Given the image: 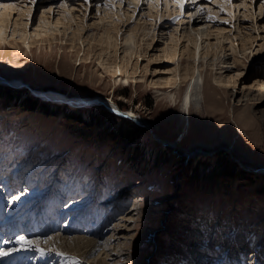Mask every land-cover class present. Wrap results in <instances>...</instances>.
<instances>
[{"label":"rangeland","instance_id":"rangeland-1","mask_svg":"<svg viewBox=\"0 0 264 264\" xmlns=\"http://www.w3.org/2000/svg\"><path fill=\"white\" fill-rule=\"evenodd\" d=\"M79 1L83 2L74 0ZM115 1L91 0L90 4H75L84 10L87 8L86 27L82 22L74 26L76 20L73 19V27L80 29L84 41L79 39L81 36L73 41L71 29L65 31L64 23L57 22V14H62L59 6H55L58 12L53 9L48 18H51L49 33L41 38L33 35L34 25L41 19L42 4H46L40 0L36 1L28 18V29L23 30L27 37H17L22 46L7 40L0 42V143L9 144L10 147L5 148L8 150L13 147V154L19 157L20 163H27L45 175V182L35 187L39 189L33 191L32 200L42 192L47 194L50 183L56 182L51 180L58 173L60 177L63 175L73 195V187L81 188L80 195L64 207H73V212L81 211L85 219H89L86 222L90 229L101 224L93 231L70 230L68 235L94 236L101 243L111 238L112 228L121 218L127 213L134 214L136 218L129 232L132 238L122 243L123 253L118 257V264H208L217 255L224 264L227 255L231 259L236 254L238 257L244 248L248 258L241 257L247 259L248 264L257 260L264 264V95L254 90V86L259 87L254 79L264 78V53L253 61L246 59L249 67L245 74L248 75L239 77L236 85L229 82L224 87L226 83L210 76L208 80L215 87L206 86L205 96L186 112L182 96L189 79L183 80L182 76L188 60L178 56L167 58L163 48L170 28L165 29V37L159 32L161 25L176 24L172 21L175 13L166 24L164 18L160 19L161 13L168 12L166 0H139L135 13L134 6H129L130 26L144 12L142 16L152 29L149 31L156 37L141 36L140 47L147 49L137 55L139 65L130 62L126 67L122 60L123 49L136 47L122 43L120 36L124 28L119 31L118 53L114 46L102 44L91 35L102 32V27L96 23L100 16L97 7H118L123 16L115 13L114 18L119 19L121 25V18L128 17L130 13L125 12L128 5L124 8ZM229 1L200 0L203 12L199 14L207 19L213 17L211 10H221L219 14L229 18L225 7ZM245 2L253 8L258 23L264 24V13L259 14V5L255 2L252 7V0H234L236 15L246 17ZM176 5L179 8V1L173 6ZM192 6L185 4L181 23L194 22L198 14L188 16ZM23 8L27 9L28 4ZM80 12L79 9L74 11L77 21H81ZM27 15L26 12L24 16ZM15 20H21L18 12H12L10 25L13 26ZM230 20L235 23L237 18L231 16ZM250 20L247 18L242 23ZM17 27L24 26L18 24ZM260 30L256 34L264 35ZM12 38L11 32L8 39ZM261 41L263 39L259 38L258 42ZM238 44L235 38V45ZM133 59L135 62V55ZM221 65L218 63L213 68L217 76L225 69ZM176 76L178 83L174 84L171 79ZM13 79L22 80L13 83ZM41 88H54L70 96L113 98L121 109H133L150 123L146 127L119 116L108 110L106 105L115 107L110 104L84 103L82 106L51 100L38 93ZM233 91L235 96H232ZM79 109H83V116ZM67 111L74 114L68 116ZM127 120L138 127L131 126ZM120 126L130 130L128 138L113 133ZM33 173L36 179L37 173ZM82 203L86 209H77ZM132 205L135 210L130 212ZM90 212L95 214L93 218ZM191 239L198 245L197 251L191 252L194 261L184 258L178 248L180 242L193 248ZM207 244L215 247L214 251L199 256ZM31 252H24L23 256L27 259ZM45 253L44 259L56 255L59 264H86L77 254L51 246ZM238 259L230 264H236ZM27 264H35V261L27 259Z\"/></svg>","mask_w":264,"mask_h":264},{"label":"bare ground","instance_id":"bare-ground-1","mask_svg":"<svg viewBox=\"0 0 264 264\" xmlns=\"http://www.w3.org/2000/svg\"><path fill=\"white\" fill-rule=\"evenodd\" d=\"M18 1L17 0H0V4L7 5V7H0V42L1 43L7 40L10 44L13 43L14 45L22 46L20 44L21 43L20 40H18L17 37L20 35V38H23V37H27L28 35L23 30L28 29V25H30L28 18L29 19L31 18L33 8L37 5V3L33 5L31 4L30 0H20L24 2V4H20V2ZM36 1L40 2V0H36ZM44 1L46 2V4H42L43 7L41 8L42 9L41 19H39V22L36 23V25H34V28H33L34 29L33 35L37 36V38L38 37L41 38L44 35L46 36L49 33L51 18L50 19L48 18L51 16L53 9L55 11L58 8L55 6H59L56 4L58 3L59 0H44ZM61 1L65 3L66 6L63 8L61 7L58 8L60 9L59 12H62V14L60 13L61 16L57 14L58 16L57 22L64 23L65 31L69 28L71 29L70 30L72 32L71 36H72V39H74L73 41H75L77 36H81V35H80V29L78 27H73V19L76 20V25L74 26H79L81 22H82V25L84 26V21H85L84 19L87 15L86 14L87 8L86 10H84L81 7L82 6L81 4H85L82 1H79V2H74V0H61ZM69 1H71L70 4L68 3ZM117 1L122 3L124 5V8L126 5H128V7L126 6V8L128 9L125 10L126 13H130V14H127L128 17L121 18V20L123 21V24L121 25V22H119V19L117 21L114 18L116 14L117 16L121 14L118 11V7L117 9H113L109 5H106V6L103 5V6L97 7L98 13H100V16L98 19L99 21L96 20L97 18H95L94 20H96L97 21L96 23H98L102 27V32H99V33L92 32L91 33L92 38L98 39V41L102 44H108V45L114 46L115 47L114 51L118 53L119 51H117L118 50L117 48L119 44L118 43L119 42L118 41L119 31L122 28H124V31H122L121 36H120L122 43L124 42L125 44H130L129 46L133 45L136 47L133 49L131 48L129 49L128 47H125L123 49L122 60L124 62V66L128 67L130 62L132 63V65H139V60H138L139 58L137 55H139L140 51H142L143 49L145 50L147 49V48H144L143 46L140 47L141 44L139 40L141 36H142L141 38H144L146 35L151 34L149 31V29L151 28H148L149 22L147 21L145 17L142 16L144 12H141V15L137 16L135 23H133L132 24L133 26L131 25L132 26L131 27L130 22H129L130 17H131V11H130L131 9H129V6H134L132 11L135 13L136 9L139 6L138 5L139 0H117ZM166 1H167L166 7L168 9V12L165 14L161 13L160 19L164 18L163 23L166 22V24H169L171 22L170 16H172L175 13L172 19L176 21L175 23L177 25L176 24L173 25V23L170 24V27L167 25H161L159 32L161 36H164V34H166L165 29L170 28V32H169L170 34L167 35L166 45L163 48L166 54L165 56H167V58L171 57L172 59H176V57L178 56L179 59L186 58L188 60L186 61L187 63L185 64L186 70L184 71V74L182 76L183 80H185L186 78L189 79L187 82L186 89L183 92L184 94L182 96V106L184 107L186 112L188 111L190 112V107L192 106V104L199 103L200 98L205 96L206 86L213 87V88L215 87V85L211 81L208 80L210 76L211 77L213 76L216 79L218 78L219 80L226 83L224 87L227 86V83L229 82L236 85L239 77L241 78L247 77L248 74H245V72L249 67V63L246 62V59L253 61L262 52L264 53V35H262L261 33L256 34L257 30L261 29L260 31H264V26H263L264 24H261L262 22L258 23L259 20L255 19L257 18L256 14L253 8L249 7L248 2H245L246 9L244 11H247L245 18H240L239 16L236 15L237 14L236 5L234 3V0H230L227 5L225 4V7L229 10V13H230L229 18L226 17L225 15L223 16L220 15L219 12L221 10H218L219 12L217 10L216 11L211 10V12L214 13L213 14L214 19L209 20L208 18L207 19L205 18V15L199 14L203 12V10L201 11V6L203 5V3H201L200 0H190V2L188 3H187L188 0H178L179 8L177 7L178 4L176 6H173L175 5L176 2H178L177 0H174V2H172L171 0H166ZM254 2L259 5V14H263L264 13V0H261V3H260V0H252V3H251L252 7H253ZM77 3L78 5H81V6L77 7L76 6ZM27 4H28V8L27 9L23 8V6ZM181 4L184 5L183 8L181 7ZM185 4H186V7L193 5L188 10V16H193V14H198L196 18L194 19V22L192 21V23L191 21L190 22L188 21L186 23L180 22L181 20L180 16L182 12L184 11V8L186 9ZM153 6L155 7V4ZM49 8H51L52 10L48 11ZM76 9L77 10L79 9L82 12V13L80 12L81 21L79 20L77 21V18L74 13ZM240 10L241 9H239V11ZM12 12H18L19 17L21 19L20 21L15 20L13 22L14 24L13 26H12V23L10 25V16ZM26 12L28 13V15L24 16ZM76 14L78 16V13ZM121 16H123V14H121ZM231 16L232 18H237L235 23H232V20H230ZM201 17H203L204 20ZM247 18L251 19L250 20L251 23L250 22L242 23V22H245ZM217 19H220V20H217ZM93 21L91 23H93ZM225 21H227V23H224ZM18 24L24 27L18 28L17 27ZM84 27L82 28L84 29ZM9 30L12 32V36L14 37V39L12 38L13 40L8 39V35H11V32L8 34ZM53 34L55 35L54 32ZM152 37L155 38L156 34L152 35ZM81 38L82 36L79 37V39ZM235 38L238 40V43H239L238 46L235 45ZM259 38L260 39L262 38L263 41L258 42ZM46 39H50V38H46ZM133 55H135V59H136L135 62L133 59ZM218 63H222L221 67L222 68L225 67V69L221 70L220 74H218L217 76V74L215 75V73L217 72L214 73L213 68ZM178 65L179 66L181 65L180 61L178 62ZM223 72H226V73L223 74ZM253 72L254 71H252V73ZM122 73H123V69H122V66L120 65V74ZM182 77L179 78L180 82H182ZM173 79L174 80L171 79V82L174 81V84H177L178 77L176 76ZM19 80H22V79H19ZM19 80L13 79L12 81L13 83H20ZM254 80H255L254 84H257L259 86L257 87L253 85L254 87H256L254 88V90H258L259 93L264 95V78H261V79L255 78ZM252 83L250 82V84ZM41 89L42 90H39L38 93H40L41 96L46 97L51 100L69 102L72 105H79V104H84V103L89 104L90 102H94L96 104H102V105L110 104V105H114L115 107H112V106L111 107L118 111H120L121 109V107L113 100V98H109L103 95H98L96 98L93 96H80V95L70 96L54 88L53 89L41 88ZM245 94L248 95L247 92ZM235 95H236V92L233 91L232 96H235ZM127 111L131 113V115L137 116V120H139L140 122L145 123V124L150 123L148 119H145L144 117H140L139 115H137V113L133 109H130ZM16 188H17V184H15V189ZM33 195H34V192L31 191L29 194L25 193V195L21 197L20 201H15L14 205L10 208L12 217H14L16 220H20L25 214L31 215L32 214L31 212L33 209L35 210L39 209V207L34 208L28 205V202L32 199ZM46 195H47L46 191L42 192L37 198H33V200H37V203H42L44 199L46 198ZM58 200L60 202V199ZM117 204L119 203L117 202ZM136 208H137V205H136ZM134 210H135V207L132 205V209L130 212ZM58 218L59 216L56 215V219ZM135 218L136 217L134 214L127 213L123 218L119 220L120 222L117 225H115V227L112 228L111 238L107 239L103 243L99 242L94 236L82 237V236H77V235H72V236L68 235L67 232H70L71 226H68L67 228L60 227L58 230L51 232L47 236L44 231H40L36 234V236L32 238L30 237H26V238L39 240L41 242L39 247H42L45 250H47L48 246L49 247L51 246L55 249H61L67 253L70 252L72 253V255L77 254V256H80L81 258H83L84 260L83 262H85L86 264H118L120 262V261L118 262V257L120 254L123 253L121 251V249H123V247H121L122 243H126L129 239L132 238V235H130L129 232L132 226V222H134ZM48 227H50V225H48ZM45 239L48 241L47 244L42 243V241H44ZM192 241L193 239H191V243ZM113 242H117V243L113 244ZM192 246L194 247L192 248L180 242V245L178 248L179 250L182 251L184 258L190 257V259L194 261V257H191V252H193L194 250L197 251L198 245L195 243H192ZM15 247H19V246L16 245ZM214 248L215 247H213L211 244L205 245V248L203 250H200L199 256L209 255L212 251H214L213 250ZM24 252L28 253L31 251L21 248L19 251L13 253L9 257H4V258H13L16 256H23ZM49 252L47 254H49ZM243 254L244 253H241L242 256ZM218 257L219 256L217 255L214 258V260L210 259V263L208 264L220 263V260ZM27 259H26V262H27ZM0 260H3V258H0ZM236 261H237L236 264H245L246 262L245 259H243V257L239 258ZM259 264H263V263L259 262Z\"/></svg>","mask_w":264,"mask_h":264},{"label":"snow or ice","instance_id":"snow-or-ice-1","mask_svg":"<svg viewBox=\"0 0 264 264\" xmlns=\"http://www.w3.org/2000/svg\"><path fill=\"white\" fill-rule=\"evenodd\" d=\"M31 4H35L36 3V0H30ZM84 3H91V0H83ZM207 2H211V0H207ZM66 4L61 2L59 3V7L63 8L65 7ZM183 4H181V7L183 8ZM0 7H7L6 4H0ZM52 9L49 8L48 11H51ZM203 9H201L202 11ZM209 20H213L214 18L209 16L208 17ZM224 23H227V21H225ZM129 115H131V113H129ZM25 195V193L22 191L20 194L18 195H14L12 197V199L14 201H20L21 200V197ZM4 244L8 245V244H16L18 245L19 247H14V248H10L8 250H5V249H0V258H4V257H9L10 255H12L13 253L19 251L21 248H24L25 250H35L39 253L40 256H44L46 253H45V249L42 248V247H39L40 245V241L37 240V239H28L26 238L25 235H19L17 236L14 240L12 239H4L2 241ZM48 241L45 239L43 241V243H47ZM57 255L59 256H63L62 253H57Z\"/></svg>","mask_w":264,"mask_h":264},{"label":"trees","instance_id":"trees-1","mask_svg":"<svg viewBox=\"0 0 264 264\" xmlns=\"http://www.w3.org/2000/svg\"><path fill=\"white\" fill-rule=\"evenodd\" d=\"M80 111V115L81 116H83L82 114L83 113H81L82 111L81 110H83V109H79ZM67 114H68V116H72L74 113L72 112V111H67ZM78 116V115H77ZM80 116V117H81ZM125 119H127V118H125ZM126 121V120H125ZM127 122H129V124H131V126H133V127H138L137 125H135L132 121H130V120H127ZM114 132L113 133H115V135L117 136V137H120V138H128L129 136H130V130H128L127 128L125 129V128H123V127H118V128H115L114 130H113Z\"/></svg>","mask_w":264,"mask_h":264},{"label":"water","instance_id":"water-1","mask_svg":"<svg viewBox=\"0 0 264 264\" xmlns=\"http://www.w3.org/2000/svg\"><path fill=\"white\" fill-rule=\"evenodd\" d=\"M103 102H105V101H103ZM92 103H94V102H90L89 104H92ZM104 104H106V103H104ZM79 105H82V104H79ZM106 106H107L108 110H110V111H112V112H114V113H116V114H118V115H120L122 117H127L129 119H132V120H134L135 122H137L140 125H143V126H146V127L148 126V124L142 123L139 120H137V116H135V115H129V112L127 110H125V109H120V111H118V110L112 108L109 105H106ZM166 144H170V143H167L166 142Z\"/></svg>","mask_w":264,"mask_h":264}]
</instances>
